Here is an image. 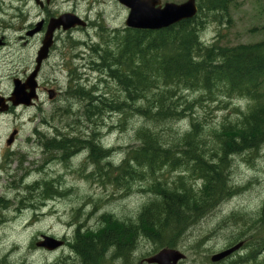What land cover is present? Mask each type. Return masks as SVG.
<instances>
[{
  "label": "trees",
  "instance_id": "16d2710c",
  "mask_svg": "<svg viewBox=\"0 0 264 264\" xmlns=\"http://www.w3.org/2000/svg\"><path fill=\"white\" fill-rule=\"evenodd\" d=\"M227 11L228 6L221 0L199 3L197 15L194 18L181 21L161 33H137L132 40L121 37L120 43L116 46L118 47L116 54L109 53L106 48H111L113 45L108 44L105 39L102 40L105 50L100 54L102 63L98 71L103 72L108 79L117 84L124 98L100 99L80 88L74 90L71 97L86 99L87 103L83 111L89 123L92 122V117H98L101 112L123 114L129 109V112L142 117L147 126H141L136 130L137 145L128 150L119 164L115 165L109 161L111 149L100 146L95 137L97 134L93 131L89 138L67 136L63 133L61 137V133L58 135L56 132L52 138L45 139L50 143L41 139L40 142L54 148V152H62L70 157H73L77 149L89 150L88 160H91V164L95 165L98 161L96 165L99 168L95 165L98 173L96 179L99 180L102 176L101 183L109 182L117 185L127 183L126 180L143 181L146 176L152 180L154 178L149 186L154 197L142 208L137 215L139 219L136 218L134 223L110 221L109 215L103 214L101 221L107 218L103 220L106 223H100L93 231L92 229L83 231L79 225L70 243V249L76 261L67 259L64 262L60 259L54 264L68 262H70L68 264H100V262L106 264L112 255L117 259L128 260L134 249L133 241L138 236L151 240L158 249H173L199 217L217 208L240 190L231 184L229 177L232 158L249 154L250 157L245 160L249 163L264 146V94L262 93L264 40L236 46H224L220 45V42L205 43L200 37L205 25L210 22L212 15L214 20L222 23L223 18L227 17ZM182 91L199 92L204 96L200 100L206 98L217 101L219 97L236 98L249 100L250 105L243 113H240L241 118L238 121L222 124L220 129L213 133L212 140L211 137L205 136L203 124L194 119L190 123V129L183 134L179 135L175 132L164 134V130L160 129L163 125L183 121L188 116L187 112H191L193 103L185 100L181 94ZM100 101H102L101 104ZM95 147L96 150H93ZM97 158L100 162H104V165L101 166ZM92 160L96 162L93 163ZM140 170L144 172V175ZM172 170L179 171L181 174L179 173L170 181L158 180L162 178L160 175L164 172ZM160 172L163 173L160 174ZM44 182H41L39 187L40 199H50L53 196L58 197V193L61 194L53 184L48 182L46 185ZM43 186H46L44 187L46 190ZM0 202L1 214L3 205L5 208L9 202L1 198ZM258 213V217L253 221L254 228L247 237L252 241L247 245L244 244L248 252L242 257L243 260L238 258L239 261H231L230 264H252L256 261L255 257L258 253L264 250V203ZM245 233L246 231L243 235ZM240 238L242 239L240 236L238 241L241 240ZM235 241L230 242L235 244ZM113 243L115 244L112 245ZM99 258L102 259L99 260L100 262H98Z\"/></svg>",
  "mask_w": 264,
  "mask_h": 264
},
{
  "label": "rangeland",
  "instance_id": "374dc122",
  "mask_svg": "<svg viewBox=\"0 0 264 264\" xmlns=\"http://www.w3.org/2000/svg\"><path fill=\"white\" fill-rule=\"evenodd\" d=\"M13 6L15 7V5ZM227 12V17L223 18L222 23L214 20V15H212V19L205 25L200 34L201 39L205 43L220 42V45L236 46L264 40V0H233L228 6ZM13 16L14 11L7 12V16L3 18L5 25L11 24L17 27L18 23L15 19H12ZM121 25L122 23L119 22L118 26ZM94 42L97 41L94 40ZM71 47L73 45L65 44L64 47L61 44L57 45L58 56H53L48 64L43 67L40 74L42 80L45 78L54 79L58 87H65L68 81L67 68L69 70L74 68L70 64V60H72ZM34 53L33 48L25 52L18 49L14 56V62L25 63V67H28L29 71H31L30 63ZM74 53L77 54L75 51ZM59 55H63L67 66L64 63H60L58 60ZM8 69H11V64L2 66L0 74H5L4 72ZM79 71L76 70L77 74L87 76L86 87L82 88L85 92H90L100 99L104 97L108 99L124 98V94L120 91L117 84L113 80L108 79L103 72L89 68L85 70H80L79 68ZM52 88H55V86ZM262 93L264 94V86ZM181 94L187 102L193 103L191 112H187L188 116L183 121L163 125L160 129L164 130V134L174 132L179 135L183 134L190 129V123L194 119L203 124L205 136L211 137L212 140L213 133L218 131L222 124H232L238 121L241 118L240 113H243L250 105L249 100L236 98L226 99L219 97L217 101H210L206 98L200 100L204 96L199 92L193 91H182ZM70 99L72 101L69 100L68 102L62 97L61 102L56 100L51 102L46 96H43L42 100L45 102L43 116L44 120L49 122L50 127L40 123L39 132L43 133L46 136L45 139H47V137L52 138L55 136L56 131L57 133L63 132L67 136L69 134L72 135V132H74L73 135L81 138H88L93 131L97 134L96 137L100 145L114 150H111L109 154V161L115 165L119 163L128 150L137 145L135 141L136 130L141 126H147L142 117L129 112V109L124 111L125 113L123 114L101 112L98 117H92V122L89 123L83 111V106L85 102L87 103L86 99H84L85 101L81 100V98L79 99V97H75V100L73 97H70ZM69 108L72 109L71 112ZM54 127L56 128L54 129ZM27 135V131L23 132L20 142H25ZM40 139L45 141L44 136L41 134ZM36 152L37 154L33 156V160L37 161L36 166L39 169L43 168L42 163L50 157H54V160L45 166V174L34 175L26 183L32 184L33 181L39 180L41 185L42 181H48L61 194L58 195L60 197H52L51 199L41 200L38 198L35 201L36 206L40 208L37 207V209H28L23 210L21 213H15L16 208L18 206V208L21 207V204L16 205L20 197L13 202L15 192L7 188L11 184L10 181L8 179H0V196L6 198L10 206L3 216L0 215V220L5 218L4 223L0 225V264H54L60 259L63 261L67 259L76 261V257H74L70 249V243L77 225L80 224L83 231L88 229L95 230L100 223H106L103 220L107 218L101 221L103 214L109 215L111 220L134 223L137 215L142 210L141 208L154 197L149 191V186L153 182L150 178H146L143 181L128 180L125 184L120 183L117 185L109 182L101 183L102 176L99 177V180L96 179L98 173L95 165H91V162L86 159L89 155L86 149H79V154L68 160H62L60 152L56 153L53 151L47 157L40 156L39 150H36ZM243 155H237L232 158L229 170L231 184L235 188H240V190L230 199L222 202L217 208L211 209L209 213L199 217L177 243L175 249L182 251L186 256L183 264H211L209 257L213 254L231 248L236 243L239 244V242L242 245L251 243L252 240L247 238L248 233L254 228L253 221L258 217V212L264 203V146L258 155L255 156V159L249 163L245 160L250 155ZM100 164L104 165V162H100ZM26 166L28 165L23 163V167ZM14 167L11 166V169H14ZM179 173V171L164 172L163 177L158 178V180L167 179L170 181ZM13 177L15 178L16 175H13ZM26 183L23 184V188ZM28 189L31 190L30 188ZM21 191L23 192L24 190ZM39 191L41 192V189ZM63 192L66 193L63 194ZM21 195L23 196V194ZM29 200L33 201V199ZM42 203L46 204L40 206L39 204ZM244 231H246L245 235H243ZM41 235L65 238L69 244L65 248L49 253L35 247V243L41 239ZM239 236L242 237L241 241H235ZM231 240L236 243L231 245ZM227 244L231 246L227 247ZM133 245L134 249L128 260L130 262L126 264H134L132 262L134 256L143 258L155 254L158 249L151 240L143 236L136 237ZM247 252L245 249H240L224 264H230L231 261H235L238 258L243 260L242 257ZM259 258L258 261L252 264H263L264 255ZM114 260L115 262L113 263L112 261V264H123L120 260Z\"/></svg>",
  "mask_w": 264,
  "mask_h": 264
},
{
  "label": "flooded vegetation",
  "instance_id": "af4514ba",
  "mask_svg": "<svg viewBox=\"0 0 264 264\" xmlns=\"http://www.w3.org/2000/svg\"><path fill=\"white\" fill-rule=\"evenodd\" d=\"M151 1L155 9L161 10L168 5H182L188 0ZM206 1L208 0H194L195 5L206 3ZM221 1L229 6L233 0ZM13 5H15V7ZM8 11H14L12 19L17 21V27L11 24L5 25L3 18L7 16ZM129 12L130 10L121 4L119 0H0V68L7 64H11V69L6 70L7 72L5 71V74H0V141H2L0 143V179H8L10 181L11 184H9L10 186H7V188L15 192V199L13 202H15L18 197H20L18 198L19 200H23H20V204L22 203L21 207L18 209V206L14 211L15 213H20L28 209H37L35 200L40 198L39 195L41 192H38L39 188H37V186L40 187V183H38V181H33L32 184H27L26 182L32 179L34 175L41 173V171L42 174H45V166H47L50 161L54 160V157H50L48 159L49 161H44L42 163V169H39L36 166L37 161L33 160V156L37 154L36 150H39V154L42 157H47L50 155V152L54 151L47 144L40 142V123L44 126L49 125L48 122L46 123L43 116V107L45 104L42 100L43 96H46L51 102L54 100L61 102L62 97L69 101L71 100L69 98L72 92L76 90L77 86H79L80 89L86 87L85 82L87 81V76L77 74L76 70L79 71V68L80 70L89 68L98 71L102 63V61H100V54L105 50L103 48V39H105L108 44L111 43L113 45V47L106 48V50L109 53L116 54L118 50L116 46H118L117 43H120L119 39L121 37H128L132 40L137 33H161L163 30L167 29L162 28L160 30L149 31L127 27L126 21ZM59 19L64 20V24L60 23L59 26L51 32V45L47 50L45 58L38 62V53L43 47V41L51 28L50 23H55V21ZM119 22L122 23L121 26H118ZM77 37H79V39H77ZM94 40L97 42H94ZM59 44L63 47L65 44L69 46L73 45L70 51L72 55L70 64L74 68L72 70L67 68L68 81L64 88L58 87L54 79L45 78L42 80L40 78L43 67L48 64L53 56H58L57 45ZM32 48L35 53L30 63L32 70L29 71L28 67H25V63H15L14 56L18 49L25 52ZM74 51L77 52V54H73ZM58 60L60 63H64L67 66V62L64 61L63 55H59ZM34 73V78L30 80ZM73 77L77 78L74 79ZM53 86H55V88H52ZM15 90L19 92L18 95L25 101L18 103L17 97L15 98L13 96ZM66 93H68V95ZM27 96H29V99H27ZM40 116L42 117L40 118ZM25 131L28 132L27 138L25 142H20L22 133ZM60 153L62 159L72 158L67 154ZM75 154H79V149L76 150ZM75 154L73 157L77 156ZM23 163H26L28 166L23 167ZM11 166H15L14 169H11ZM13 175H16V177L14 178ZM24 183H26V186L23 188ZM18 187L21 188L19 189ZM21 190L24 191L22 192ZM21 194H23V196ZM0 198L8 201L3 196H0ZM25 199L26 203L24 201ZM29 199H33L34 202L29 201ZM19 200H17L16 205L19 204ZM28 202L30 206H27L29 205ZM45 204L46 203H42L40 206ZM9 207L10 206H6L4 209L2 208L1 215H4ZM4 219L5 218H2L0 220V225L4 223ZM56 238L63 241L62 248H65L66 245L68 246L69 243L65 238ZM242 249L248 251V248H246L244 244L241 247V250ZM153 255L154 254L143 258L134 256L132 262L134 264H151L148 263L147 260ZM263 255L264 250H261L255 257V260L258 261L260 259L259 257ZM129 258L130 257H128V260ZM210 258L211 257H209V260ZM114 259L119 260L117 258ZM114 259L109 260L110 262L108 261L107 264H111ZM228 259L218 264H224ZM128 260H124L123 262V260L120 259V262L126 264L130 262ZM185 260L186 256L177 264H183ZM113 262H115V260Z\"/></svg>",
  "mask_w": 264,
  "mask_h": 264
},
{
  "label": "water",
  "instance_id": "95a60500",
  "mask_svg": "<svg viewBox=\"0 0 264 264\" xmlns=\"http://www.w3.org/2000/svg\"><path fill=\"white\" fill-rule=\"evenodd\" d=\"M121 4L126 6L130 12L126 21L127 27L138 30H160L167 28L173 24L179 23L184 20L195 17L197 8L194 0H188L184 4L179 6L168 5L163 9H155L151 0H119ZM60 23L64 24V20H56L55 23L51 22L48 34L43 41V47L38 53V62L45 58L47 50L51 45V32L59 26ZM35 73L31 76L32 80ZM19 92L15 90L14 97L18 99V103H22L25 100L18 95ZM29 99V96H27ZM63 245V242L53 237L43 235L41 239L35 244L37 248L44 249L45 251L52 252L59 249ZM241 243L232 246L224 251L214 254L211 257V262L217 263L231 256L233 253L239 250ZM184 259V255L176 250L163 249L156 255L147 260L151 264H177Z\"/></svg>",
  "mask_w": 264,
  "mask_h": 264
},
{
  "label": "bare ground",
  "instance_id": "6f19581e",
  "mask_svg": "<svg viewBox=\"0 0 264 264\" xmlns=\"http://www.w3.org/2000/svg\"><path fill=\"white\" fill-rule=\"evenodd\" d=\"M132 48H133V47H132ZM121 52H122V51H121ZM137 53H138V52H137ZM148 55H149V54H148ZM118 59H119V58H118ZM129 60H130V59H129ZM156 63H157V62H156ZM90 64H91V63H90ZM110 65H111V64H110ZM90 66H91V65H90ZM70 74H71V73H70ZM70 76H71V75H70ZM73 78H74V77H73ZM73 78H71V79H73ZM76 78H77V77H76ZM76 78H74V79H76ZM145 80H146V79H145ZM228 81H229V80H228ZM75 82H76V81H75ZM71 84H72V83H71ZM72 85H73V84H72ZM78 87H79V86H77L76 89H78ZM79 88H80V87H79ZM82 88H83V87H82ZM94 88H95V87H94ZM170 89H171V88H170ZM67 90H68V89H67ZM81 90H82V89H81ZM95 90H96V89H95ZM182 90H183V89H182ZM189 90H190V89H189ZM79 91H80V90H79ZM82 91H83V90H82ZM82 91H80V92H82ZM72 93H73V92H72ZM66 94L68 95V93H66ZM66 94H65V95H66ZM70 94H71V93H70ZM79 94H80V93H79ZM79 94H78V95H79ZM67 95H66V97H67ZM71 95H72V94H71ZM78 95H77V96H78ZM73 96H74V95H73ZM84 97H85V95H84ZM67 98H68V97H67ZM73 98H74V97H73ZM80 98H81V97H80ZM98 98H99V97H98ZM69 99H70V98H69ZM102 99H103V98H102ZM65 100H66V99H65ZM74 100H75V98H74ZM81 100H82V99H81ZM83 100H84V99H83ZM71 101H72V100H71ZM78 101H79V100H78ZM84 101H85V100H84ZM97 101H99V100H97ZM102 101H103V100H102ZM102 101H100V104H101ZM64 102H65V101H64ZM68 102H69V101H68ZM81 102H82V101H81ZM81 102H80V103H81ZM104 102H105V101H104ZM107 102H108V101H107ZM83 103H84V102H83ZM85 103H86V102H85ZM70 104H71V103H70ZM73 104H74V103H73ZM76 104H77V103H76ZM66 105H67V104H66ZM66 105H65V106H66ZM72 106H73V105H72ZM70 107H71V106H70ZM75 107H76V106H75ZM83 107H84V106H83ZM60 108H61V107H60ZM84 108H85V107H84ZM88 108H89V106H88ZM91 108H92V107H91ZM64 109H65V108H64ZM69 109H70V108H69ZM58 110H59V109H58ZM71 110H72V109H70V112H71ZM74 110H76V109H74ZM78 110H79V109H78ZM91 110H93V109H91ZM59 112H60V111H59ZM61 112H62V111H61ZM72 113H73V111H72ZM61 114H63V113H61ZM64 114H65V113H64ZM64 114H63V115H64ZM99 114H100V113H99ZM63 115H62V116H63ZM68 115H69V114H68ZM72 115H73V114H72ZM65 116H66V115H65ZM78 118H79V117H78ZM78 118H77V119H78ZM72 119H73V118H72ZM74 119H75V118H74ZM50 122H51V121H50ZM46 123H47V122H46ZM48 123H49V122H48ZM48 126H49V125H48ZM51 126H53V125L51 124ZM49 127H50V126H49ZM55 128H56V127H54V129H55ZM50 129H51V128H50ZM54 129H53V130H54ZM46 130H47V129H46ZM46 130H45V131H46ZM56 130H57V129H56ZM70 130H71V129H70ZM73 130H74V129H73ZM46 132H48V131H46ZM54 132H55V131H54ZM56 132H57V131H56ZM56 132H55V134H56ZM69 132H70V131H69ZM60 133H61V132H60ZM62 133H63V132H62ZM62 133H61V137H62V135H63ZM72 133L74 134V132H72ZM45 134H46V133H45ZM55 134H54V135H55ZM57 134H58V133H57ZM73 134H72V135H73ZM47 135H48V134H47ZM58 135H59V134H58ZM58 135H57V136H58ZM66 135H67V134H66ZM69 135H70V134H69ZM72 135H71V136H72ZM82 135H84V134H82ZM74 136H75V135H74ZM84 136H85V135H84ZM86 136H87V135H86ZM89 136H90V135H89ZM89 136H88V138H89ZM94 136H95V135H94ZM77 137H78V136H77ZM90 137H91V136H90ZM95 137H96V136H95ZM47 138H49V137H47ZM63 138H64V136H63ZM65 138H66V137H65ZM74 138H75V137H74ZM82 138H83V137H82ZM42 139H43V138H42ZM44 139H45V137H44ZM53 139H55V138H53ZM57 139H58V138H57ZM57 139H56V140H57ZM60 139H61V138H60ZM60 139H59V140H60ZM67 139H68V137H67ZM72 139H73V138H72ZM76 139H77V138H76ZM80 139H81V138H80ZM90 139H91V138H90ZM94 139H95V138H94ZM69 140H71V139H69ZM82 140H83V139H82ZM97 140H98V139H97ZM46 141H48V140H46ZM46 141H45V142H46ZM57 141H58V140H57ZM63 141H64V139H63ZM65 141H66V140H65ZM73 141H74V140H73ZM83 141H84V140H83ZM95 141H96V140H95ZM138 141H139V140H138ZM55 142H56V141H55ZM75 142H76V141H75ZM75 142H73V143L75 144ZM77 142H78V141H77ZM140 142H141V141H140ZM47 143H50V142L48 141ZM57 143H59V142H57ZM61 143H62V142H61ZM61 143H60V144H61ZM69 143H70V141H69ZM80 143H81V142H80ZM85 143H87V142H85ZM85 143H84V144H85ZM141 144H142V143H141ZM55 145H56V144H55ZM55 145H54V146H55ZM76 145H77V144H76ZM99 145H100V144H99ZM139 145H140V144H139ZM59 146H60V145H59ZM67 146H68V145H67ZM90 146H91V145H90ZM100 146H101V145H100ZM248 146H249V145H248ZM50 147H51V146H50ZM56 147H57V146H56ZM72 147H73V146H72ZM78 147H79V145H78ZM80 147H82V145H81ZM57 148H58V147H57ZM62 148H63V147H62ZM69 148H70V147H69ZM75 148H76V146H75ZM91 148H92V146H91ZM91 148H90V149H91ZM100 148H101V147H100ZM46 149H47V148H46ZM67 149H68V148H67ZM84 149H85V148H84ZM97 149H98V148H97ZM49 150H50V148H49ZM53 150H54V148H53ZM57 150H58V149H57ZM61 150H62V149H61ZM69 150H70V149H69ZM69 150H68V151H69ZM93 150H96V147H95V149H93ZM105 150H106V149H105ZM109 150H110V149H109ZM111 150H112V149H111ZM126 150H127V149H126ZM44 151H45V150H44ZM70 151H71V150H70ZM80 151H81V150H80ZM88 151H89V150H88ZM98 151H99V150H98ZM100 151H101V150H100ZM112 151H114V150H112ZM117 151H119V150H117ZM49 152H50V151H49ZM77 152H78V151H77ZM94 152L97 154L96 151H94ZM50 153H51V152H50ZM70 153H71V152H70ZM89 153H90V152H89ZM105 153H106V152H105ZM105 153H104V154H105ZM109 153H110V152H109ZM45 154H46V153H45ZM47 154H48V153H47ZM71 154H72V153H71ZM50 155H51V154H50ZM73 155H74V154H73ZM75 155H77V154H75ZM90 155H91V154H90ZM170 155H171V154H170ZM91 156H92V155H91ZM95 156H96V155H95ZM99 156H102V155H99ZM103 156H104V155H103ZM92 157H93V156H92ZM104 157H105V156H104ZM88 158H89V157H88ZM88 158H86V159H88ZM102 158H103V157H102ZM102 158H100V159H102ZM91 159H92V158H91ZM97 159H98V158H97ZM121 159H122V158H121ZM98 160H99V159H98ZM107 160H108V159H107ZM168 160H169V159H168ZM229 160H230V159H229ZM69 161H70V160H69ZM90 161H91V160H90ZM125 161H126V158H125ZM129 161H130V160H129ZM66 162H68V161H66ZM92 162L95 163L96 160H95V162L92 160ZM97 163H98V161H97ZM97 163H96V164H97ZM99 163H100V160H99ZM106 163H107V162H106ZM63 164H66V163H63ZM85 164H86V163H85ZM96 164H95V165H96ZM118 164H119V163H118ZM118 164H117V165H118ZM153 164H155V163H153ZM91 165H93V164H91ZM97 165H98V164H97ZM97 165H96V166H97ZM110 165H111V164H110ZM175 165H176V164H175ZM62 166H63V165H62ZM66 166H67V165H66ZM101 166H102V165H101ZM105 166H106V165H105ZM112 166H113V165H112ZM97 167H98V166H97ZM176 167H177V166H176ZM182 167H183V166H182ZM191 167H192V166H191ZM83 168H84V167H83ZM98 168H99V167H98ZM103 168H104V167H103ZM109 168H110V167H109ZM172 168H173V167H172ZM92 169H93V168H92ZM119 169H120V168H119ZM170 169H171V168H170ZM176 169H177V168H176ZM184 169H185V167H184ZM134 170H135V169H134ZM157 170H160V169H157ZM173 170H174V169H173ZM173 170H172V172H173ZM193 170H194V169H193ZM135 171H136V170H135ZM140 171H141V170H140ZM163 171H165V170L163 169ZM168 171H170V170H168ZM185 171H186V170H185ZM188 171H189V170H188ZM190 171H191V170H190ZM186 172H187V171H186ZM41 173H42V171H41ZM138 173H140V172H138ZM141 173L144 175V172H143V171H141ZM145 173H146V172H145ZM162 173H163V172H160V174H162ZM167 173H168V172H167ZM170 173H171V172H170ZM189 173H190V172H189ZM194 173H195V172H194ZM92 174H93V173H92ZM92 174H89V175H92ZM180 174H181V173H180ZM185 174H186V173H185ZM191 174H192V173H191ZM195 174H196V173H195ZM169 175H170V174H169ZM197 175H198V174H197ZM197 175H196V178L198 177ZM96 176H97V175H96ZM124 176H125V175H124ZM140 176H141V174H140ZM157 176H159V174H158ZM160 176H162V175H160ZM177 176H178V175H177ZM183 176H185V175L183 174ZM188 176L190 177V175H188ZM83 177H85V176H83ZM93 177H94V175H93ZM126 177H127V176H126ZM143 177H144V176H143ZM162 177H163V176H162ZM181 177H182V175H181ZM91 178H92V177H91ZM96 178H97V177H96ZM127 178H128V177H127ZM127 178H126V179H127ZM146 178H148V177L146 176L145 179H146ZM179 178H180V177H179ZM187 178H188V177H187ZM191 178H192V177H191ZM191 178H190V179H191ZM86 179H87V178H86ZM93 179H94V178H93ZM155 179H156V178H155ZM180 179H181V178H180ZM182 179H184V177H183ZM198 180H200V179H198ZM36 181H37V180H36ZM36 181H35V182H36ZM126 181H128V180H126ZM130 181H131V180H130ZM153 181H154V178H153ZM173 181H174V180H173ZM184 181H185V180H184ZM192 181H193V179H192ZM194 181H195V180H194ZM147 182H148V181H147ZM149 182H151V181H149ZM38 183H39V180H38ZM44 183H45V182H44ZM50 183H51V182H50ZM158 183H159V182H158ZM158 183H154V184H158ZM194 183H195V182H194ZM45 184L47 185L48 182H46ZM45 184H43V185H45ZM51 184H52V183H51ZM160 184H161V183H160ZM172 184H173V183H172ZM188 184H189V183H187V185H188ZM228 184H229V183H228ZM57 185H58V184H57ZM161 185H162V184H161ZM167 185H168V184H167ZM193 185H194V184H193ZM17 186H18V185H17ZM17 186H16V188H17ZM21 186H22V185H21ZM40 186H41V185H40ZM151 186H153V185H151ZM188 186H189V185H188ZM228 186H229V185H228ZM44 187H46V186H43V188H44ZM51 187H52V185H51ZM51 187H50V188H51ZM153 187H154V186H153ZM162 187H163V186H162ZM164 187H165V186H164ZM190 187H191V186H190ZM230 187H231V186H230ZM230 187H229V188H230ZM16 188H15V190H16ZM18 188L20 189L21 187H18ZM37 188H39V187L37 186ZM50 188H49V189H50ZM53 188H54V187H53ZM151 188H152V187H151ZM193 188H195V187H193ZM35 189H36V188H35ZM44 189H45V188H44ZM149 189H150V188H149ZM190 189H191V188H190ZM236 189H238V188L236 187ZM45 190H46V189H45ZM47 190H48V189H47ZM50 190H51V189H50ZM69 190H70V189H69ZM69 190H68V191H69ZM160 190H161V189H160ZM229 190H230V189H229ZM231 190H232V188H231ZM51 191H53V190H51ZM68 191H67V192H68ZM149 191H150V190H149ZM151 191H152V190H151ZM233 191H234V190H233ZM236 191H237V190H236ZM46 192H47V191H46ZM48 192H49V191H48ZM53 192H55V191H53ZM37 193H38V192H37ZM50 193H51V192H50ZM64 193H66V192H63V194H64ZM231 193H232V192H231ZM43 194H45V193H43ZM48 194H49V193H47V195H48ZM45 195H46V194H45ZM54 195H55V194H54ZM58 195H59V193H58ZM29 196H30V195H29ZM48 196H49V195H48ZM36 197H37V195H36ZM49 197H50V196H49ZM53 197H54V196H53ZM58 197H59V196H58ZM221 197H222V196H221ZM227 197H229V196H227ZM47 198H48V197H47ZM229 198H230V197H229ZM50 199H51V197H50ZM148 199H149V198H148ZM223 199H224V198H223ZM20 200H21V199H20ZM20 200H19V204H20ZM25 200H26V199H25ZM37 200H38V199H37ZM41 200H42V199H41ZM43 200H44V199H43ZM55 200H56V198H55ZM212 200H213V199H212ZM218 200H219V199H218ZM29 201H30V200H29ZM46 201H47V200H46ZM148 201H149V200H148ZM0 203H1V202H0ZM25 203H26V202H25ZM28 203H29V202H28ZM21 204H22V203H21ZM33 204H34V203H33ZM215 204H217V203L215 202ZM215 204H212V205L214 206ZM39 205H40V204H39ZM27 206H30V203H29V205H27ZM22 207H23V206H22ZM31 207H32V206H31ZM37 207H39V206H37ZM208 208H209V207H208ZM3 209H4V207H3ZM18 209H19V208H18ZM24 209H25V208H24ZM27 209H28V208H27ZM141 209H142V208H141ZM30 210H31V209H30ZM208 210H209V209H208ZM209 211H210V210H209ZM1 212H2V211H1ZM5 212H6V211H5ZM18 212H19V211H18ZM147 212H148V211H147ZM205 212H206V211H205ZM16 213H17V212H16ZM20 213H21V212H20ZM202 214H203V213H202ZM0 215H1V214H0ZM17 215H19V214H17ZM2 216H3V215H2ZM2 216H1V217H2ZM105 217H106V215H105ZM103 218H104V217H102V219H103ZM137 218H138V217H137ZM1 219H2V218H1ZM138 219H139V218H138ZM186 219H187V218H186ZM110 221H112V220H110ZM100 222H101V221H100ZM178 222H179V221H178ZM75 223H76V222H75ZM79 225H80V224H79ZM79 225H77V227H78ZM83 225H84V224H83ZM103 226H104V225H103ZM132 226H133V225H132ZM77 227H76V228H77ZM85 228H87V227H85ZM85 228H84V229H85ZM81 229H82V228H81ZM87 229H88V228H87ZM88 230H89V229H88ZM88 230H87V231H88ZM97 230H98V229H97ZM78 231H79V230H78ZM92 231H93V230H92ZM92 231H91V232H92ZM102 232H103V231H102ZM81 234H82V233H81ZM81 234H80V235H81ZM83 234H84V232H83ZM88 234H89V233H88ZM98 235H99V234H98ZM180 235H181V234H180ZM237 235H238V234H237ZM91 236H93V235H91ZM94 236H96V235H94ZM130 236H131V235H130ZM233 236H234V235H233ZM116 237H117V236H116ZM239 237H240V236H239ZM239 237H237V241H238ZM75 239H76V238H75ZM129 239H130V238H129ZM129 239H128V241H129ZM240 239H241V238H240ZM98 240H99V239H98ZM114 240H115V239H114ZM120 240H121V238H120ZM239 241H241V240H239ZM130 242H131V241H130ZM133 242H134V241H133ZM135 242H136V241H135ZM230 243H231V242H230ZM114 244H115V243H113L112 245H114ZM119 244H120V243H119ZM119 244H118V245H119ZM125 244H126V243H125ZM129 244H130V243H129ZM198 244H199V243H198ZM233 244H234V243H233ZM233 244H231V245H233ZM236 244H237V243H236ZM130 245H131V244H130ZM227 245H228V244H227ZM227 245H226V246H227ZM229 245H230V244H229ZM229 245H228L227 247H229ZM231 245H230V246H231ZM132 246H133V245H132ZM124 247H125V246H124ZM124 247H123V248H124ZM130 247H131V246H130ZM199 247H200V246H199ZM227 247H226V248H227ZM125 248H126V247H125ZM72 249H73V248H72ZM118 249H119V246H118ZM131 249H133V248H131ZM109 250H110V249H109ZM111 250H112V249H111ZM122 250H123V249H122ZM225 250H226V249H225ZM69 252H70V251H69ZM74 252H75V251H74ZM110 252H111V251H110ZM116 252H117V251H116ZM114 253H115V252H114ZM114 253H112V254H114ZM75 254H76V253H75ZM101 254H102V253H101ZM101 254H100V255H101ZM116 254H117V253H116ZM125 254H126V253H125ZM117 255H118V254H117ZM117 255H116V257H117ZM112 256H114V255H112ZM112 256H111V258H112ZM119 256H121V255H119ZM74 257H75V256H74ZM101 258H102V257H101ZM111 258H109V259L111 260ZM114 258H115V256H114ZM114 258H112V259H114ZM119 258H120V257H119ZM122 258H123V257H122ZM124 258H127V257H124ZM70 259H71V258H70ZM102 259H103V258H102ZM102 259L99 258V259H98V262H100L99 260H102ZM71 260H72V259H71ZM73 260H74V259H73ZM96 260H97V259H96ZM105 260H106V258L104 259V262H105ZM119 260H120V259H119ZM125 260H126V259H125ZM236 260H238V259H236ZM107 261H108V260H107ZM113 261H114V260H113ZM238 261H239V260H238ZM60 262H62V261H60ZM64 262H66V261H64ZM109 262H110V261H109ZM123 262H124V260H123ZM68 263H70V262H68ZM68 263H67V264H68ZM105 263H106V262H105ZM113 263H114V262H113ZM242 263H243V262H242ZM78 264H79V263H78ZM98 264H99V263H98ZM100 264H101V262H100ZM102 264H103V263H102ZM106 264H107V263H106ZM111 264H112V263H111ZM243 264H244V263H243Z\"/></svg>",
  "mask_w": 264,
  "mask_h": 264
}]
</instances>
